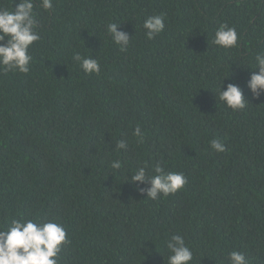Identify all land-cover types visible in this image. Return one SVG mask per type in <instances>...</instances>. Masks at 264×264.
Returning a JSON list of instances; mask_svg holds the SVG:
<instances>
[{"label": "trees", "instance_id": "16d2710c", "mask_svg": "<svg viewBox=\"0 0 264 264\" xmlns=\"http://www.w3.org/2000/svg\"><path fill=\"white\" fill-rule=\"evenodd\" d=\"M33 2L41 38L29 72L0 66V227L62 224L60 264H168L172 235L193 250L191 264H228L233 251L264 264V92L247 88L264 52V0ZM154 15L165 27L148 39L142 24ZM110 23L129 36L126 51ZM221 24L235 28V48L212 43ZM76 52L97 59L99 74H85ZM222 79L240 86L243 109L219 100ZM157 163L187 183L152 200L140 191L148 182L130 177Z\"/></svg>", "mask_w": 264, "mask_h": 264}, {"label": "clouds", "instance_id": "9594fccd", "mask_svg": "<svg viewBox=\"0 0 264 264\" xmlns=\"http://www.w3.org/2000/svg\"><path fill=\"white\" fill-rule=\"evenodd\" d=\"M42 7L47 10L52 8V0H41ZM33 0H19L15 11L0 9V66L5 71H18L28 73L32 56L28 49L41 37L36 29ZM118 24L110 23L107 26L115 44L120 45L121 51H126L130 38L127 33L117 31ZM142 27L146 30L148 39L164 30V18L161 15L150 16L143 21ZM238 34L234 27L221 24L216 30L212 43L223 49L235 48L238 43ZM73 61L79 62L85 74H99L100 65L95 58L83 57L79 52L74 53ZM252 72L247 81V88L253 97H258L264 92V52L254 56ZM224 79L220 81L218 89L219 100L233 111L245 107L246 101L239 85L228 83L224 86ZM224 87L225 90H221ZM133 135L137 143H142L144 133L139 126ZM211 147L218 153L225 150L223 143L212 140ZM117 149L126 148V143L120 140ZM121 161L116 159L111 162L112 169H120ZM129 179V177H128ZM147 181L150 187L140 189L146 191L149 199L156 200L160 196H168L182 189L187 180L182 173L165 172L157 163L153 174L148 175L146 166L139 167L130 177V182L143 183ZM65 227L55 220L37 221L35 218H12L6 229L0 227V264H60L61 245L67 244ZM168 251V264H191L194 259L193 250L186 244L181 235H172L166 241ZM228 264H249L245 255L233 251L228 255Z\"/></svg>", "mask_w": 264, "mask_h": 264}]
</instances>
